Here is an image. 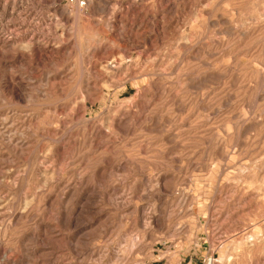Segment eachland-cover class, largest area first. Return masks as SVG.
<instances>
[{
  "label": "rangeland",
  "instance_id": "rangeland-1",
  "mask_svg": "<svg viewBox=\"0 0 264 264\" xmlns=\"http://www.w3.org/2000/svg\"><path fill=\"white\" fill-rule=\"evenodd\" d=\"M264 264V0H0V264Z\"/></svg>",
  "mask_w": 264,
  "mask_h": 264
},
{
  "label": "built area",
  "instance_id": "built-area-1",
  "mask_svg": "<svg viewBox=\"0 0 264 264\" xmlns=\"http://www.w3.org/2000/svg\"><path fill=\"white\" fill-rule=\"evenodd\" d=\"M88 0H66V2L68 3H74L75 5L79 6V7H82L84 5H86ZM186 264H194L192 262H188Z\"/></svg>",
  "mask_w": 264,
  "mask_h": 264
}]
</instances>
